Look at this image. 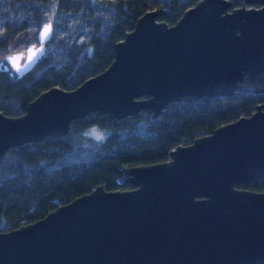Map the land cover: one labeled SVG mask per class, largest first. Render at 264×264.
Here are the masks:
<instances>
[{
  "label": "water",
  "instance_id": "1",
  "mask_svg": "<svg viewBox=\"0 0 264 264\" xmlns=\"http://www.w3.org/2000/svg\"><path fill=\"white\" fill-rule=\"evenodd\" d=\"M255 1L257 5H249ZM196 0L171 23L147 9L113 42L101 70L74 87L50 85L15 115L0 111V155L10 146L66 132L85 113L156 115L183 95L261 91L240 79L264 70V0ZM0 69L19 76L7 57ZM38 60V59H37ZM36 60V61H37ZM35 61V62H36ZM21 65L24 60L19 61ZM5 71V70H4ZM264 100L214 126L165 159L121 166L130 186L88 191L0 230V264H257L264 261Z\"/></svg>",
  "mask_w": 264,
  "mask_h": 264
},
{
  "label": "trees",
  "instance_id": "2",
  "mask_svg": "<svg viewBox=\"0 0 264 264\" xmlns=\"http://www.w3.org/2000/svg\"><path fill=\"white\" fill-rule=\"evenodd\" d=\"M195 1L0 0V57L35 41L40 23L53 20L52 36L31 68L16 77L0 69V111L19 114L40 90L50 85L71 88L101 70L112 58L113 42L144 10L164 7L157 17L171 23ZM229 1V7L240 4ZM240 81L263 85L264 70L246 73ZM263 100L264 90H235L183 95L153 116L148 108L118 118L90 111L72 118L62 134L10 146L0 155V230L33 220L97 183L128 187L130 183L117 179L121 166L165 159L176 143L248 114ZM238 185L264 190V177Z\"/></svg>",
  "mask_w": 264,
  "mask_h": 264
},
{
  "label": "snow or ice",
  "instance_id": "3",
  "mask_svg": "<svg viewBox=\"0 0 264 264\" xmlns=\"http://www.w3.org/2000/svg\"><path fill=\"white\" fill-rule=\"evenodd\" d=\"M53 15H55V8L52 9ZM0 23H2V21H0ZM53 20L50 17L47 23H44L41 30L39 31V35L37 37V42L40 44V47L37 48L35 47V45H33L32 47H29L27 49V55H25V53H19V54H15V55H10L7 57V61L11 62V64L13 65V67H15L17 73L23 71L24 69L30 67L31 64L35 63V61L37 59L40 58L41 55H43L45 48V42L49 41L52 33H53ZM23 59L24 60V64L21 65L19 63V61ZM3 62H0V64H2ZM5 71H7V67L5 66ZM95 134V133H94ZM100 136H97V139H99Z\"/></svg>",
  "mask_w": 264,
  "mask_h": 264
},
{
  "label": "flooded vegetation",
  "instance_id": "4",
  "mask_svg": "<svg viewBox=\"0 0 264 264\" xmlns=\"http://www.w3.org/2000/svg\"><path fill=\"white\" fill-rule=\"evenodd\" d=\"M258 4V3H257Z\"/></svg>",
  "mask_w": 264,
  "mask_h": 264
}]
</instances>
